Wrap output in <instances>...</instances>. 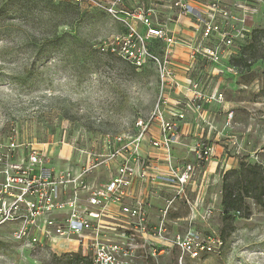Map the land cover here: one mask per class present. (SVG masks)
Returning <instances> with one entry per match:
<instances>
[{"label":"rangeland","instance_id":"rangeland-1","mask_svg":"<svg viewBox=\"0 0 264 264\" xmlns=\"http://www.w3.org/2000/svg\"><path fill=\"white\" fill-rule=\"evenodd\" d=\"M240 1L211 11L212 0H192L197 11L186 12L179 4L188 0H0V142L35 146L59 166L78 147L103 151L107 135H136L158 104L178 125L179 142L153 147L196 172L143 264H264V205L249 194L225 219L222 202L238 174L264 185V0ZM204 46L220 58L204 56ZM201 142L218 155L202 170ZM109 175L101 166L92 179ZM11 232L0 229V264H91L74 252L23 248Z\"/></svg>","mask_w":264,"mask_h":264},{"label":"built area","instance_id":"built-area-1","mask_svg":"<svg viewBox=\"0 0 264 264\" xmlns=\"http://www.w3.org/2000/svg\"><path fill=\"white\" fill-rule=\"evenodd\" d=\"M191 1L179 5L186 12L197 11ZM222 2L212 0L211 11L222 7ZM235 5L246 3L235 0ZM213 18L206 21L207 35ZM129 46L125 45L128 52ZM200 48L194 47L193 55ZM202 50L210 59L222 53L215 46ZM164 75L175 81L172 70ZM154 121L159 122L161 132L150 141L153 146L169 148L179 142L178 125L162 115L159 104L148 120L138 119L136 135H107L103 151L78 147L76 157L63 159L59 166L50 164L46 152L35 146L14 138L0 142V229L11 228L12 242L23 248L74 252L89 258L91 264H143L142 258L153 259L155 240L163 243L166 239L164 217L175 199L184 197L196 172L191 163L180 169L168 154L151 157L144 153L142 143ZM215 151L206 142L194 149L201 170L206 161L218 158ZM101 166L110 174L104 182L92 179ZM156 200L167 206L160 207L163 218L155 223L151 209Z\"/></svg>","mask_w":264,"mask_h":264},{"label":"trees","instance_id":"trees-1","mask_svg":"<svg viewBox=\"0 0 264 264\" xmlns=\"http://www.w3.org/2000/svg\"><path fill=\"white\" fill-rule=\"evenodd\" d=\"M262 178L263 177H256V175L242 177V174H238L233 183L225 182L223 185L224 194L222 198L225 219L230 218L231 211L240 210L241 206L245 203V196L249 194L254 196L261 205H264V185L260 182ZM243 183L246 186L245 191L242 189L244 188V186L241 185ZM258 190H260V192L253 195V192ZM80 255L81 254H77L78 257Z\"/></svg>","mask_w":264,"mask_h":264},{"label":"crops","instance_id":"crops-1","mask_svg":"<svg viewBox=\"0 0 264 264\" xmlns=\"http://www.w3.org/2000/svg\"><path fill=\"white\" fill-rule=\"evenodd\" d=\"M154 124V123H153ZM157 127H154L152 125L149 133L147 134V138L143 141L142 143V149L145 154L154 157V156H160L162 155V152L159 151L156 147H153L151 140H154V138H159L160 137V126L156 125ZM184 135V133H183ZM159 206V207H158ZM161 204L156 203L151 209V215H152V220L156 223V214H157V208L160 209Z\"/></svg>","mask_w":264,"mask_h":264}]
</instances>
